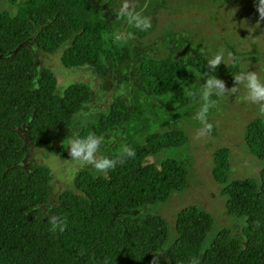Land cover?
Segmentation results:
<instances>
[{"label":"trees","instance_id":"16d2710c","mask_svg":"<svg viewBox=\"0 0 264 264\" xmlns=\"http://www.w3.org/2000/svg\"><path fill=\"white\" fill-rule=\"evenodd\" d=\"M160 4L155 0L153 12ZM111 6L109 0H0V264H264V167L258 179H231L226 147L214 152L212 176L222 185L227 212L243 223L239 235L224 227L211 239L215 219L197 204L177 213L174 238L167 219L148 212L188 185L190 171L175 157L150 161L183 145L182 130L123 141L106 153L113 164L104 173L83 169L68 189L55 184L64 174L50 161L73 158L60 141L65 132L96 140L116 130L131 109L118 96L106 112L77 127V114L91 100L90 85L70 79L59 84L68 69L108 76L130 58L132 43L110 37ZM57 52L56 67L41 59ZM188 52L143 58L137 86L146 96H171L184 107L203 90L202 82L191 84L196 75L190 68L205 81L239 69L237 62L210 65L195 45ZM244 139L249 152L264 160L261 118L247 124Z\"/></svg>","mask_w":264,"mask_h":264},{"label":"rangeland","instance_id":"374dc122","mask_svg":"<svg viewBox=\"0 0 264 264\" xmlns=\"http://www.w3.org/2000/svg\"><path fill=\"white\" fill-rule=\"evenodd\" d=\"M88 1L104 3L108 0ZM141 1L109 0L112 6L106 13L113 23L110 37L114 41L122 38L120 45L132 43L130 58L114 73L102 76L95 70L83 67L68 69L66 74L59 75V84L70 79L90 85L91 100L77 114L76 126H86L92 117L106 112L118 96H122L130 105L131 109L117 129L95 140V161L119 149L123 141L141 140L150 131L182 130L187 137L183 145L166 149L152 156L150 161L159 163L167 157H175L190 171L188 185L184 190L171 194L166 202L153 205L148 212L166 218L171 238H174L177 213L187 205L197 204L215 219L211 239L224 227H229L232 234L239 235L243 223L226 210V197L221 194L222 185L212 176L213 158L218 148L230 150L231 179H258L259 171L264 167V160L249 152L244 139L247 124L254 118H261L264 123V113H260L259 103L245 99V82L235 78L240 73L254 72L264 82V14L258 12V6L264 8V5H259V0H161L159 8L153 12L155 0H147L146 4L139 6ZM132 16L137 18L134 20ZM113 29L119 30L120 35ZM254 44L257 53H253ZM191 45L197 46L198 54L208 61L219 56L218 64L229 66L237 62L239 69L232 77L216 78L223 87H214L207 98L201 94L188 106L178 107V102L171 96H146L137 86L142 59L152 55H189ZM45 56L42 54L41 58ZM251 57L257 59L252 60ZM45 63L50 66L59 64L56 59ZM190 71L192 76L196 75L191 84L202 82L203 87L206 83L204 74L194 68H190ZM205 123L212 125L211 130L204 129ZM64 134L60 141L69 150L68 142L75 140L76 132L67 131ZM38 149L35 148V151ZM41 153H34L32 158H40L48 163V158H41ZM61 161H50L51 165H56V172L64 174L59 183L55 180L60 190L68 189L80 170L104 173V170H97L94 163L83 160V154L67 163Z\"/></svg>","mask_w":264,"mask_h":264},{"label":"clouds","instance_id":"9594fccd","mask_svg":"<svg viewBox=\"0 0 264 264\" xmlns=\"http://www.w3.org/2000/svg\"><path fill=\"white\" fill-rule=\"evenodd\" d=\"M259 5H264V0H259ZM258 12L260 14H264V8L258 6ZM131 18L135 20L137 17L132 16ZM47 61H49L48 57ZM208 63L214 66L220 63V57L216 56L215 59L208 61ZM235 78L245 82L244 87L247 89V96L245 99L250 100L253 103H259V111L260 113H264V103H261L264 102V82H262L254 72L240 73L239 75L235 76ZM214 87L222 88L223 84L215 77H209L203 86L202 95L207 98L212 93ZM211 127V124H204L205 130H211ZM68 144L69 154L73 158L79 157L81 154H83V160L94 163V166L97 170L107 169L113 164V161L108 158H104L99 161L94 160L93 152L96 148V141L92 139L90 135L76 140H70ZM125 151L127 152L128 156L134 155L133 151L130 149H125Z\"/></svg>","mask_w":264,"mask_h":264},{"label":"flooded vegetation","instance_id":"af4514ba","mask_svg":"<svg viewBox=\"0 0 264 264\" xmlns=\"http://www.w3.org/2000/svg\"><path fill=\"white\" fill-rule=\"evenodd\" d=\"M45 55H46V56L49 58V61H52V60H54V59H53V55H51V56H50V55H48V54H45ZM41 57H42V56H41ZM51 57H52V58H51ZM41 59H42V58H41ZM51 59H52V60H51ZM42 60H44V58H43ZM44 61H45V60H44Z\"/></svg>","mask_w":264,"mask_h":264},{"label":"water","instance_id":"95a60500","mask_svg":"<svg viewBox=\"0 0 264 264\" xmlns=\"http://www.w3.org/2000/svg\"><path fill=\"white\" fill-rule=\"evenodd\" d=\"M57 56H58V52L53 56L54 59H55ZM44 60L47 61V57H45ZM53 162H54V160H53ZM54 168H56V165H54Z\"/></svg>","mask_w":264,"mask_h":264}]
</instances>
